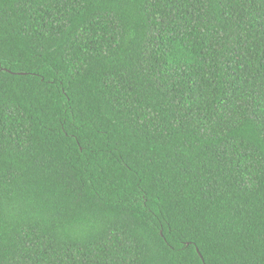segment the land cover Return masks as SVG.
<instances>
[{"label":"trees","instance_id":"trees-1","mask_svg":"<svg viewBox=\"0 0 264 264\" xmlns=\"http://www.w3.org/2000/svg\"><path fill=\"white\" fill-rule=\"evenodd\" d=\"M0 264H264V0H0Z\"/></svg>","mask_w":264,"mask_h":264}]
</instances>
